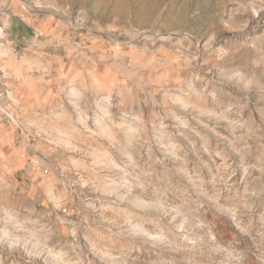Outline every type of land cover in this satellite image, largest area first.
Returning <instances> with one entry per match:
<instances>
[{"label": "rangeland", "instance_id": "rangeland-1", "mask_svg": "<svg viewBox=\"0 0 264 264\" xmlns=\"http://www.w3.org/2000/svg\"><path fill=\"white\" fill-rule=\"evenodd\" d=\"M0 264H264V0H0Z\"/></svg>", "mask_w": 264, "mask_h": 264}]
</instances>
